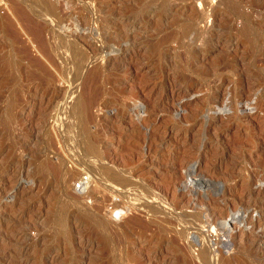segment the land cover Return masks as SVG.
<instances>
[{
  "label": "rangeland",
  "instance_id": "rangeland-1",
  "mask_svg": "<svg viewBox=\"0 0 264 264\" xmlns=\"http://www.w3.org/2000/svg\"><path fill=\"white\" fill-rule=\"evenodd\" d=\"M0 264H264V0H0Z\"/></svg>",
  "mask_w": 264,
  "mask_h": 264
},
{
  "label": "built area",
  "instance_id": "built-area-1",
  "mask_svg": "<svg viewBox=\"0 0 264 264\" xmlns=\"http://www.w3.org/2000/svg\"><path fill=\"white\" fill-rule=\"evenodd\" d=\"M91 180V174L87 171H84L78 179L74 181L75 189H84L87 187L89 181Z\"/></svg>",
  "mask_w": 264,
  "mask_h": 264
},
{
  "label": "bare ground",
  "instance_id": "bare-ground-1",
  "mask_svg": "<svg viewBox=\"0 0 264 264\" xmlns=\"http://www.w3.org/2000/svg\"><path fill=\"white\" fill-rule=\"evenodd\" d=\"M26 15V14H25ZM25 15H24V17H25ZM26 18H27V16H26ZM32 28V27H31ZM34 29L33 30H36L37 29V31H38V33H39V30H38V28H35V27H33ZM41 29V28H40ZM37 31H35V32H37ZM41 32V31H40ZM42 33V32H41ZM41 33H39V34H41ZM36 37H39V36H37L36 35ZM85 106V105H84ZM107 174V173H106ZM93 179V178H92ZM93 181H95V180H93ZM92 182V180H90L89 181V183H88V185H87V187L86 188H84V189H75V191H77V192H84L85 190H87L88 188H89V185H90V183ZM96 183V182H95ZM111 190H113V189H111ZM116 191V190H115ZM143 215V214H142Z\"/></svg>",
  "mask_w": 264,
  "mask_h": 264
}]
</instances>
